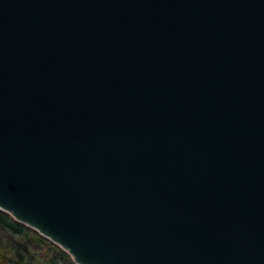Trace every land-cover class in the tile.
Listing matches in <instances>:
<instances>
[{
  "label": "water",
  "instance_id": "obj_1",
  "mask_svg": "<svg viewBox=\"0 0 264 264\" xmlns=\"http://www.w3.org/2000/svg\"><path fill=\"white\" fill-rule=\"evenodd\" d=\"M0 210L76 264H264V0H0Z\"/></svg>",
  "mask_w": 264,
  "mask_h": 264
},
{
  "label": "trees",
  "instance_id": "obj_2",
  "mask_svg": "<svg viewBox=\"0 0 264 264\" xmlns=\"http://www.w3.org/2000/svg\"><path fill=\"white\" fill-rule=\"evenodd\" d=\"M0 264H76L37 231L0 210Z\"/></svg>",
  "mask_w": 264,
  "mask_h": 264
}]
</instances>
